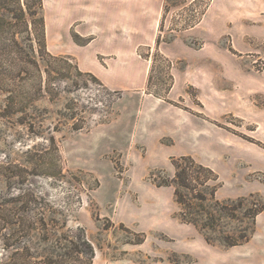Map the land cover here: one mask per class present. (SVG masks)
<instances>
[{
    "label": "rangeland",
    "instance_id": "374dc122",
    "mask_svg": "<svg viewBox=\"0 0 264 264\" xmlns=\"http://www.w3.org/2000/svg\"><path fill=\"white\" fill-rule=\"evenodd\" d=\"M120 1L0 0V264H88L86 242L90 264H144L191 232L196 253L264 231V0H124V19ZM181 156L227 206L194 212L216 219L201 230L159 184Z\"/></svg>",
    "mask_w": 264,
    "mask_h": 264
},
{
    "label": "trees",
    "instance_id": "16d2710c",
    "mask_svg": "<svg viewBox=\"0 0 264 264\" xmlns=\"http://www.w3.org/2000/svg\"><path fill=\"white\" fill-rule=\"evenodd\" d=\"M174 166V175L168 181H163L159 183L160 185H172L174 188V198L175 201L182 207V211L179 213V217L182 221L191 223L198 228V230L204 229L205 226L209 224L207 221L210 220L214 222L216 219L212 217V215L203 222L199 221L197 218L200 213L205 212L207 203H214L220 208L227 207L224 203L215 200L214 193L218 187V183L211 184L210 182L217 180V175L213 172V170L207 166H204L200 163L195 162V160L191 156H181L179 158L174 159L172 162ZM264 204L259 208L255 209V213L257 214L262 208ZM200 209L195 211V209ZM3 211V210H1ZM194 212H197V216L194 215ZM211 214V213H210ZM200 217V216H199ZM3 227L11 228V225L14 226L15 223H12L8 220L7 217H2ZM44 230H47V226L45 223H42ZM210 225V224H209ZM212 225V223H211ZM32 225L30 229H35ZM253 230L250 232L252 234ZM251 234H244L240 238V241H246L249 239ZM229 238H234L232 235H228ZM207 242H210L209 238L205 237ZM66 242L75 246L77 243L75 240L65 239ZM55 248H59L63 250V253L66 254L69 250H72L67 245L63 244L60 240L53 239L52 244ZM239 244L238 240H233L229 243V245ZM87 248V257L86 261L90 264L93 251L91 245L86 242ZM67 250L65 253L64 251ZM52 260L49 258L48 260ZM49 262V261H48Z\"/></svg>",
    "mask_w": 264,
    "mask_h": 264
},
{
    "label": "crops",
    "instance_id": "0c3cea01",
    "mask_svg": "<svg viewBox=\"0 0 264 264\" xmlns=\"http://www.w3.org/2000/svg\"><path fill=\"white\" fill-rule=\"evenodd\" d=\"M117 4L121 6L118 16L121 19L126 18L129 11L127 1L121 0ZM190 235V237L185 235L186 242L173 243L170 252H167L162 259H152L151 261V258L145 255L147 261L144 264H264V231H260L258 225L250 239L242 244L221 247L204 243L202 244L203 247L198 249L196 253L193 243L187 241L189 238L192 239V232ZM258 244L263 246L260 252L257 250ZM174 256L176 257L175 260H173ZM112 264L122 263L114 261Z\"/></svg>",
    "mask_w": 264,
    "mask_h": 264
}]
</instances>
